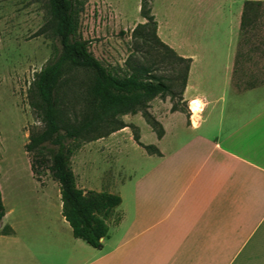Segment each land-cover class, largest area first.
Wrapping results in <instances>:
<instances>
[{"label":"crops","instance_id":"crops-1","mask_svg":"<svg viewBox=\"0 0 264 264\" xmlns=\"http://www.w3.org/2000/svg\"><path fill=\"white\" fill-rule=\"evenodd\" d=\"M240 41L228 54L224 92L205 79L210 61L190 57L183 94L190 118L174 112L175 127L159 118L165 134L153 131L152 143L142 128L140 141L161 153L137 143L140 158L118 186L121 203L100 248L74 236L60 190L46 192L33 176L37 201L5 206L0 264H264V77L236 84L254 51L239 54Z\"/></svg>","mask_w":264,"mask_h":264},{"label":"rangeland","instance_id":"rangeland-1","mask_svg":"<svg viewBox=\"0 0 264 264\" xmlns=\"http://www.w3.org/2000/svg\"><path fill=\"white\" fill-rule=\"evenodd\" d=\"M261 2L257 25L249 31L251 43L245 41L242 47L247 51L254 44L253 58L234 79L242 87L248 77H264V1ZM147 3L157 21L159 38L178 55L192 58L200 55L210 61L213 67L207 70L205 79L210 78L213 91L224 92L228 54L236 52L241 37L242 0H147ZM141 7L142 0H81L77 37L88 40L89 50L117 74L124 75L135 66L145 65L162 76L173 93L155 97L149 102L148 111L175 127L181 119L178 115L171 116L174 112L190 118L183 95L185 63H180L173 52L151 37L152 25L139 27L147 22ZM62 53L49 0H0V184L7 209L37 201L31 169L34 153L26 151V144L32 132L44 129V123L30 105V89L35 74L47 63L57 61ZM65 70L60 107L66 120L81 122L93 109L89 102L93 72L68 63ZM174 105L178 110H172ZM121 119L125 127L112 131L113 125L104 126L101 135L95 133L77 141L79 147L71 157V165L79 187L117 194L119 184L132 174L135 160L140 158L142 149L134 135L141 136L143 128L145 141L153 142L154 130L142 111L124 114ZM41 178L46 192H59V183L49 172Z\"/></svg>","mask_w":264,"mask_h":264},{"label":"trees","instance_id":"trees-1","mask_svg":"<svg viewBox=\"0 0 264 264\" xmlns=\"http://www.w3.org/2000/svg\"><path fill=\"white\" fill-rule=\"evenodd\" d=\"M80 3L81 0H49L54 30L62 43L63 53L57 61L47 63L35 74L29 95L30 105L44 123V129L31 133L26 151L34 153L31 159L34 177L42 180V175L49 172L59 183L63 202L62 213L70 223L74 236L100 248L102 238L109 231L108 219L115 214L121 203V196L108 191L85 190L78 186L71 165V157L79 147L77 141L95 133L101 135L104 126L113 125L112 131L123 128L126 124L121 116L139 111H142L147 122L161 138L165 134V128L148 111V104L157 96L173 93V89L162 76L156 75L145 65L135 66L131 72L124 75L109 70L89 50L88 40L77 37ZM261 5L262 2L259 0L245 2L241 19L239 54L245 41L251 43L249 31L257 25ZM141 13L147 22L139 24V27L152 25L151 37L162 47L173 52L180 63H185L182 78L185 88L192 58L178 55L169 44L159 38L156 33L157 21L147 0H142ZM135 31L139 29L136 28ZM144 37L146 40L149 38L147 34ZM250 46L254 49L252 47L254 44ZM65 63L71 67H84L93 72L94 80L89 89V102L93 109L81 122L66 120L60 107V90L66 81ZM172 110L176 111L178 107L174 105ZM134 138L148 153H161L156 145L141 142L139 134H135ZM4 215L5 205L0 186V223Z\"/></svg>","mask_w":264,"mask_h":264},{"label":"bare ground","instance_id":"bare-ground-1","mask_svg":"<svg viewBox=\"0 0 264 264\" xmlns=\"http://www.w3.org/2000/svg\"><path fill=\"white\" fill-rule=\"evenodd\" d=\"M191 105H192V108H193L194 110H197V109H199V108H200V106H201V104H200V101H199V100L192 101V102H191Z\"/></svg>","mask_w":264,"mask_h":264}]
</instances>
